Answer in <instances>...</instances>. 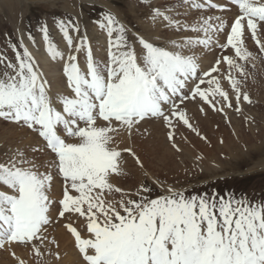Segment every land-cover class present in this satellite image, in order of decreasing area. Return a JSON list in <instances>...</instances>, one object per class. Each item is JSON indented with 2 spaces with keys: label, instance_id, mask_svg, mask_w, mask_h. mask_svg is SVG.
<instances>
[{
  "label": "snow or ice",
  "instance_id": "6c2138e0",
  "mask_svg": "<svg viewBox=\"0 0 264 264\" xmlns=\"http://www.w3.org/2000/svg\"><path fill=\"white\" fill-rule=\"evenodd\" d=\"M141 2L158 34L133 32L106 11L98 21L106 36L99 57L77 22H56L67 53L41 25L47 55L61 64L55 91L23 40L8 41L12 57L0 51V123L35 138L0 151V254L12 264H64L57 228L71 238L74 264H264V200L186 194L158 179L155 197L143 180L134 190L118 184L128 175L125 154L144 170L126 141L151 135L146 124L159 123L180 152L179 126L206 139L187 103L205 115L239 113L252 103L244 89L249 66L264 60V0H178L201 12L236 9L227 21L202 15L196 22L182 21L175 6Z\"/></svg>",
  "mask_w": 264,
  "mask_h": 264
},
{
  "label": "rangeland",
  "instance_id": "374dc122",
  "mask_svg": "<svg viewBox=\"0 0 264 264\" xmlns=\"http://www.w3.org/2000/svg\"><path fill=\"white\" fill-rule=\"evenodd\" d=\"M152 3L161 8L175 6L184 14L179 18L188 22H196L202 15H223L227 21L236 11L229 7L231 10L224 13L215 10L201 12L186 6L180 7L178 0H152ZM109 10L117 13L118 18L133 32L139 31L148 37L158 34L159 29L151 24L148 16L149 9L141 0H0V51H6L12 57L8 41L19 43L23 40L29 50L42 57L46 46L39 29L42 24L47 23L50 38L56 45H62L63 51L67 53L66 42L58 31L56 22L71 19L79 24L82 33V27L86 30L96 55L103 56L106 36L98 28V21ZM95 24L97 31L93 29ZM29 34L35 39V44L29 39ZM174 38L177 37L174 35ZM247 47L258 53L250 39ZM218 54L219 49H216L214 53L206 55L204 65L207 66ZM253 63L256 67L253 69L249 66L251 75L244 89L250 95L252 103H242L241 112L225 109L221 113L209 109L205 115L199 112L197 104H186L189 115L193 118L192 122L206 139H201L181 125L176 130V143L182 150L176 152L166 140V130L159 123L150 122L145 127L149 128L151 135L134 136L137 138L135 142L130 141L133 148H145L144 170L152 173L149 184L154 189L153 197L162 191L159 185L153 184V180L158 179L184 190L186 194H234L237 198L246 197L256 202L264 200V60L257 59ZM57 68L60 75L59 87L56 89H59L62 86V75L61 67ZM153 124H159L160 127ZM8 127L16 133L6 136V132L10 131ZM8 127L0 123V151L3 147L20 141V129ZM33 140L35 143V138ZM160 140L162 144L159 143ZM48 158L43 154L40 156L41 160ZM125 159L126 169L132 168L134 160L127 154ZM142 180L146 182L144 172L128 176L125 181L122 180V187L128 186L127 189L134 190ZM54 190L58 194V182ZM116 197L119 198L118 194ZM66 235L63 234L61 244L68 242L67 246H71ZM0 264L12 262L6 255L0 254Z\"/></svg>",
  "mask_w": 264,
  "mask_h": 264
},
{
  "label": "bare ground",
  "instance_id": "6f19581e",
  "mask_svg": "<svg viewBox=\"0 0 264 264\" xmlns=\"http://www.w3.org/2000/svg\"><path fill=\"white\" fill-rule=\"evenodd\" d=\"M219 2H221V3H228V2H225V1H222V0H219ZM229 7L232 9V10H236L235 8H233L230 4H229ZM94 28L93 29H96L95 31H97V26H96V24L93 26ZM82 30H83V32H84V28L82 27ZM94 31V30H93ZM57 47L59 48V50H61V51H63V48H62V45H57ZM31 51V50H30ZM32 52V51H31ZM66 53V52H65ZM32 54L36 57V59L39 61V63H40V65H41V67H42V69L44 70V72L46 73V75L49 77V78H51L52 79V82H51V84H52V86H53V89H54V91H55V89L56 88H58L59 86H58V82H59V79H58V77H59V70H58V68L57 67H61V64L60 63H58V62H56V61H52L51 59H50V57L47 55V53H46V51H45V54L43 53V56L41 57H39V56H37L36 54H35V52H32ZM61 79V78H60ZM50 80V79H49ZM54 81L56 82V83H54ZM61 84V83H60ZM61 88V87H60ZM188 106V105H187ZM154 126H157V127H160L159 126V124H153ZM8 127V126H7ZM9 128V127H8ZM10 129V131L9 132H6V136H9V134H10V136H11V134H13V133H16V131L15 130H12L11 128H9ZM16 129V128H15ZM18 131V130H17ZM27 131V130H26ZM19 132H20V134L18 135V138L20 139V140H23V143H24V145H28V144H33V142H34V140H33V138L34 137H32V135L31 134H27V133H25V131H21V130H19ZM8 133V134H7ZM3 137V136H2ZM17 138V139H18ZM137 138L136 137H134L133 138V141L132 140H130L131 141V143L132 142H135V140H136ZM12 140V139H11ZM130 141H126V143L128 144V145H130ZM160 144H162L161 143V140H160V142H159ZM131 146V145H130ZM134 150L136 151V153L141 157V159H142V161H143V163H144V169H145V158H144V154H145V148H140V149H138V148H134ZM129 161H132V160H130V159H128ZM126 171L128 172V175L126 176V177H123V178H120L119 179V181H118V184L120 185V186H123L122 185V180L123 181H125L126 180V178L128 177V176H132V175H139L140 173H143L145 170H141V169H139L138 168V166L136 165L135 166V164H134V166H132V168H128L127 167V169H126ZM135 172H139V174L138 173H135ZM148 173H149V175H148V177H146V182L149 184L150 182H151V176H152V173L151 172H149V171H147ZM57 185V184H56ZM126 189L127 188H129L128 186H126L125 187ZM55 190H57V186H56V189ZM128 190H130V189H128ZM117 198V197H116ZM63 234H64V232H63V230H57L56 231V236L58 237V239L60 240V245H61V247H62V249H63V251L62 252H66L67 253V255L65 256V258H64V264H74V262H75V260H76V254H75V252L73 251V249H72V246H67L68 245V242L66 243V244H64L63 242H62V244H61V240H62V238H63ZM65 238L66 239H68L69 238V241L71 242V238L68 236V235H66L65 236ZM66 242V241H65Z\"/></svg>",
  "mask_w": 264,
  "mask_h": 264
}]
</instances>
